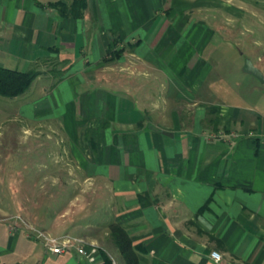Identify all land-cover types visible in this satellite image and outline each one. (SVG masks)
<instances>
[{"label":"crops","instance_id":"1","mask_svg":"<svg viewBox=\"0 0 264 264\" xmlns=\"http://www.w3.org/2000/svg\"><path fill=\"white\" fill-rule=\"evenodd\" d=\"M71 1L0 0V66L49 84L0 114V125L26 123L19 152L32 154L12 166L16 132L0 126V264H91L74 249L52 254L38 233L78 237L124 264L110 222L124 226L136 264H264V101L217 104L199 81L213 70L201 50L236 24L255 36L249 60L264 72V0H86L80 17L60 14L55 3ZM111 42L124 49L113 59ZM40 121H54L74 159L63 168L77 175L41 180L78 187L43 231Z\"/></svg>","mask_w":264,"mask_h":264},{"label":"rangeland","instance_id":"2","mask_svg":"<svg viewBox=\"0 0 264 264\" xmlns=\"http://www.w3.org/2000/svg\"><path fill=\"white\" fill-rule=\"evenodd\" d=\"M238 24L234 26V33L232 35L224 34L222 31H218V34H214L211 36V41H209V46L207 45L206 49L201 50L200 59L205 60L206 65L209 64L210 68L213 69L210 73L204 75V73L200 76L199 81H203V85L207 86L210 83V95L208 94V98L211 101H215L217 104L221 102L223 104L232 106H241L243 108L248 109V107H253L254 105H258L261 100L264 101V83H259L255 77L250 74H245L242 71V66L244 60L246 58H252L253 63L256 60L254 57L250 56L248 48L251 44H254L253 37L249 36L245 38L247 35L245 32L240 31L238 28ZM224 34V35H223ZM223 38V42L218 40L219 38ZM255 46V45H252ZM256 47V46H255ZM185 62V56H180L179 59H173L170 63L172 67L181 66ZM209 69V68H208ZM263 71V70H262ZM264 77V72H262ZM51 75V73H50ZM49 75V76H50ZM54 77H60L59 72L56 74H52ZM36 79V78H35ZM46 79V76L38 77L37 80L32 81L30 83V89H27L25 96L18 95L9 99L8 97L0 96V114L2 116H8L12 118V114L15 109H18L19 105L22 104L28 97H36L41 91L45 90V86H49ZM182 80V79H181ZM208 87V86H207ZM199 92H202V89H199ZM216 109L219 107L215 104ZM264 118H262L263 120ZM54 122V121H53ZM51 123L48 125L47 121H40V135H39V143L40 146L38 148V152H34L33 158L38 160L40 165V170L37 175L41 180L47 181V177H56L61 181L67 182V176L77 177L75 174V169L70 168L68 165L64 166L63 164H67V162H72L74 159L69 156V153H64V147L61 142V137H53L50 133L52 129H57L55 123ZM12 124V126H11ZM26 125V123L22 122H5L1 126V129L6 130L7 127H11V129L16 132L14 134L15 140L10 149L12 152L9 154V160L12 166H20V164L24 162L27 163L28 159L31 158L32 154L21 155L19 150L21 144L18 142V135L21 134L20 127ZM19 127V128H18ZM31 139V138H29ZM234 139L232 137L229 138ZM25 143V141H24ZM32 159V158H31ZM54 167V168H53ZM35 172V173H36ZM43 180H41L42 182ZM49 187L46 182H42L40 186V201L37 203L34 201V207L38 211L39 225H35L39 231H43L46 227H48L47 223V214L53 216L59 211H62L64 208L63 198L65 194L70 192V189L75 188L74 184L68 185L65 187L63 184H56L54 187H50V192H55V196L51 195V198H55L56 200L50 202L49 198ZM75 189H78L75 188ZM77 191V190H76ZM29 202L27 206L30 205ZM30 208V207H29ZM56 233V232H55Z\"/></svg>","mask_w":264,"mask_h":264},{"label":"trees","instance_id":"3","mask_svg":"<svg viewBox=\"0 0 264 264\" xmlns=\"http://www.w3.org/2000/svg\"><path fill=\"white\" fill-rule=\"evenodd\" d=\"M55 4L57 5L58 12L60 14L64 12L66 13L64 15L76 18L80 17L82 13H84L83 11L86 6V0H73L69 2V4L56 2ZM114 42L109 43L106 49V54L109 55V59L115 58V56H118L119 53L124 50L123 47L113 49ZM134 44L135 42L128 43L125 46H127V48L129 46L130 48ZM37 75L38 71L33 69L20 72L19 70L8 69L7 67L0 66V96L12 99V97L24 94L30 83L35 80ZM108 230L111 234L110 237L112 242L114 246L117 247L116 249L118 254L123 260L122 262L124 264H136L137 259L134 253V247L131 246V240L127 235L128 233H126L124 226L110 222L108 223ZM112 261L113 260L104 255L103 252H100V261L97 264H115L112 263Z\"/></svg>","mask_w":264,"mask_h":264},{"label":"built area","instance_id":"4","mask_svg":"<svg viewBox=\"0 0 264 264\" xmlns=\"http://www.w3.org/2000/svg\"><path fill=\"white\" fill-rule=\"evenodd\" d=\"M44 239V243L46 248L52 252V254H57L61 252H69L71 249H74L77 254L85 258L91 264H97V255H98V247L94 245L85 244L84 241L75 236H59L56 238H52V236H48L45 234L38 233ZM211 259L214 261H218L220 255L217 252L210 253ZM113 263V262H112Z\"/></svg>","mask_w":264,"mask_h":264},{"label":"water","instance_id":"5","mask_svg":"<svg viewBox=\"0 0 264 264\" xmlns=\"http://www.w3.org/2000/svg\"><path fill=\"white\" fill-rule=\"evenodd\" d=\"M242 71L245 73V74H250L252 75L253 77L256 78V80L259 82V83H264V77L261 73V70H258L252 63L251 61L246 58V60H244L243 62V66H242ZM263 93H264V90H263ZM163 134H165L167 136V133L166 132H162ZM171 134H169L168 136H170Z\"/></svg>","mask_w":264,"mask_h":264}]
</instances>
